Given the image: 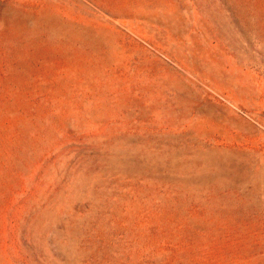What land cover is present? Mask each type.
<instances>
[{"label":"rangeland","instance_id":"1","mask_svg":"<svg viewBox=\"0 0 264 264\" xmlns=\"http://www.w3.org/2000/svg\"><path fill=\"white\" fill-rule=\"evenodd\" d=\"M0 264H264V0H0Z\"/></svg>","mask_w":264,"mask_h":264}]
</instances>
